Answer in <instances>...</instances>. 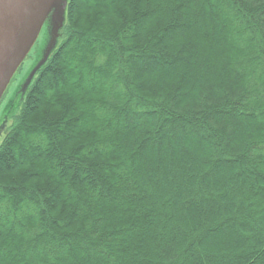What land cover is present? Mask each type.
Returning a JSON list of instances; mask_svg holds the SVG:
<instances>
[{
  "label": "trees",
  "instance_id": "trees-1",
  "mask_svg": "<svg viewBox=\"0 0 264 264\" xmlns=\"http://www.w3.org/2000/svg\"><path fill=\"white\" fill-rule=\"evenodd\" d=\"M0 146V264H264V0H69Z\"/></svg>",
  "mask_w": 264,
  "mask_h": 264
},
{
  "label": "water",
  "instance_id": "water-1",
  "mask_svg": "<svg viewBox=\"0 0 264 264\" xmlns=\"http://www.w3.org/2000/svg\"><path fill=\"white\" fill-rule=\"evenodd\" d=\"M64 12L63 0H0V100L7 84L40 33L53 6ZM63 26L59 20L54 31ZM54 33V32H53ZM58 37V32L54 33ZM48 56L36 72L45 65ZM35 72V73H36Z\"/></svg>",
  "mask_w": 264,
  "mask_h": 264
},
{
  "label": "rangeland",
  "instance_id": "rangeland-1",
  "mask_svg": "<svg viewBox=\"0 0 264 264\" xmlns=\"http://www.w3.org/2000/svg\"><path fill=\"white\" fill-rule=\"evenodd\" d=\"M68 3L69 0H63ZM61 8V7H59ZM57 9L53 6L44 19V24L39 30L38 37L33 42L32 47L23 58L20 66L13 74V78L7 84L0 100V146L8 132L9 126L13 122V117L21 110V105L25 100V95L29 89V85L35 78V72L45 57L52 55L59 44L61 30L58 32V37L54 35L57 33L54 28L58 25L59 20L65 25L66 10ZM62 26V28H63ZM54 32V33H53Z\"/></svg>",
  "mask_w": 264,
  "mask_h": 264
}]
</instances>
